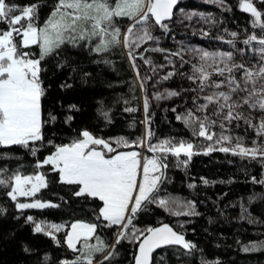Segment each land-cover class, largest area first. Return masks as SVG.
Segmentation results:
<instances>
[{"label": "snow or ice", "instance_id": "6c2138e0", "mask_svg": "<svg viewBox=\"0 0 264 264\" xmlns=\"http://www.w3.org/2000/svg\"><path fill=\"white\" fill-rule=\"evenodd\" d=\"M209 2L224 4V0ZM178 4L179 0H58L43 27H39L35 23L38 12L36 4L17 6L11 0H0V25H3L0 30V149L20 146L29 150L33 156L39 151L33 145L44 141V125L57 119L51 113L47 120L43 118L42 98L46 90L41 80V61L65 43L75 46L79 41L87 43L95 40L92 50L97 54L108 52L117 45L123 46L127 49L129 62L136 72L139 87L145 93L147 81L153 77L141 75L138 59L150 66L153 74L167 66L174 69L159 77L157 83L168 81L177 74L186 75L197 86L190 89L198 93L196 99H200L199 93H204L203 102L197 104L195 109L177 113V109L173 107L171 111L177 113L175 119L190 128L194 136L210 142L205 147L175 138L153 143V133L148 127L151 122L148 116L149 98L145 95L144 137L136 140L125 137L104 139L85 129L79 133V138L71 143L55 146L53 153L42 161H37V168L51 166L52 171L58 174L59 183L74 186L75 197L101 202L97 209V219L104 227L117 229L114 233L115 240L109 245L97 235L100 225L71 223L64 243L73 253L80 255L73 260H63L60 264H105L117 255L116 248L123 241L138 245L133 257L134 264H154L156 250L167 246H179L191 254L197 246L169 224L141 229L134 223L138 213L149 204H155L174 216L199 215L194 202L161 196L162 186L167 181L169 157L175 159L177 167H186L194 155L201 152L208 155L219 151L264 164V13L254 6L253 0H239L243 12L250 13L254 18L253 26L261 29L260 35H249L243 41L250 47L258 45L251 47V51L258 57L255 64L237 63L232 51H208L188 46H181L176 51L159 46L146 47L159 44L160 37L153 35L154 29H159L164 34L170 33L174 9ZM193 17H199L205 23L210 20V17H205L202 13H183L184 20L191 21ZM118 19L132 22L123 33L116 26ZM203 35L207 36L208 33L204 32ZM230 35L235 38L237 33L232 32ZM16 37L20 39L17 40ZM218 39L222 40L223 37ZM227 43L234 45L233 40ZM32 46L39 47V58H30L31 53L23 50ZM152 52L164 53L166 64L157 65L151 56L145 55ZM185 53L190 54L197 62L186 60ZM173 57L178 59L180 68L191 63L190 74L178 73L175 70L177 60ZM62 87L71 85L65 84ZM179 95L177 91L165 89L163 92H156L154 99L159 101ZM209 106H214L211 116L197 115L206 112ZM69 107L78 111L76 105ZM245 107L260 114L257 122H254L250 112L245 114L240 111ZM125 111L135 112L136 109L125 108ZM101 115L111 122L107 112L102 111ZM212 116L218 119H212ZM72 119V116H67L65 122ZM241 120L260 138L252 140L250 147L245 146L243 137L226 134V124ZM217 126L221 129L219 133L213 131ZM121 148H145L152 155L142 156L139 151H121ZM201 180L205 185L210 183L205 178ZM253 183L264 184V179L257 180L253 177ZM0 186L10 189L6 195L15 202L18 210H43L60 206L36 198L42 189L49 186L43 173L34 176L13 173L10 177L0 178ZM195 186L189 184L190 188ZM20 197L33 199L31 202H19ZM26 219L34 225V234L42 233L57 244L60 243L56 234L64 231L65 224L46 223L43 220L37 222L33 216H27ZM249 222L255 221L249 219ZM93 238L96 239V244L89 243ZM109 248L112 250L108 251ZM24 250L30 251L28 247ZM249 250L248 246L244 247V251ZM96 253H104L103 259L97 261ZM204 264L208 262L205 261Z\"/></svg>", "mask_w": 264, "mask_h": 264}, {"label": "trees", "instance_id": "16d2710c", "mask_svg": "<svg viewBox=\"0 0 264 264\" xmlns=\"http://www.w3.org/2000/svg\"><path fill=\"white\" fill-rule=\"evenodd\" d=\"M11 2L17 6L36 4L35 23L38 25L51 14L58 0ZM226 3L227 8L223 10L202 9L213 17L212 22L217 24L214 26L218 29L226 26L245 35L250 32L261 34V29L253 26L251 14L240 8L239 0H227ZM253 3L262 11L255 4L260 1L253 0ZM188 4L195 8L190 2ZM126 20L123 19L124 23ZM2 29L3 25H0ZM23 50L31 53L30 58L40 56L38 46ZM41 67V80L46 90L42 98L43 118L47 120L51 113L57 119L44 125V141L33 145L39 148L35 156L20 146L0 149V177L7 178L13 173L31 175L41 170L49 186L42 189L37 198L60 206L21 211L6 195L9 189L0 186V264H60L63 260L75 259L77 253L64 243L68 225L74 221L100 225L98 236L106 244H111L117 229L106 228L97 219L101 202L75 197L74 186L59 183L58 174L51 166L37 168L36 163L53 153L55 146L79 138V133L85 129L104 139L142 138L144 125L139 90L120 48L112 47L108 52L97 54L84 45L65 43L41 61ZM65 84L71 87H62ZM70 105H76L78 111L70 109ZM173 107L177 113L181 112L170 102L159 108H149L153 135L202 145L200 141H205L204 138L194 136L190 128L177 121V113L171 111ZM125 108H135L136 111L126 112ZM102 111L108 113L110 123L103 118ZM67 116L73 119L65 122ZM213 129L219 132L215 127ZM168 164L167 181L162 186L161 196L192 201L199 215L174 216L155 204H149L138 213L134 223L141 229L167 223L197 247L191 254L179 246L158 249L154 253V264H204L205 261L208 264H264V184L253 183V177L264 179V164L219 151L194 155L186 167H177L173 157L168 159ZM201 178L210 183L205 185ZM189 184L196 186L190 188ZM27 216H33L37 222L65 224L64 231L56 234L60 243L42 233L34 234V225L27 221ZM249 219L255 222L250 223ZM245 246L250 250L244 251ZM25 247L30 251L26 252ZM137 248V244L123 241L116 248L117 255L105 264H134ZM100 257L96 255L95 259L99 261Z\"/></svg>", "mask_w": 264, "mask_h": 264}, {"label": "rangeland", "instance_id": "374dc122", "mask_svg": "<svg viewBox=\"0 0 264 264\" xmlns=\"http://www.w3.org/2000/svg\"><path fill=\"white\" fill-rule=\"evenodd\" d=\"M188 2H190V4H192V5H195V8L191 7L188 4ZM226 2H227V0H224V4L220 5V4H216V3H210L209 0H179V4L177 5V8L174 9L175 15L173 17V21L170 24V29H171L170 33L164 34V33H162L161 30L154 29L153 35L160 37L159 44L158 45L150 44V45H146V47L147 46H159V47H162L165 49H169L171 51H176V50H179L181 48V46H188L191 48H199V49H204V50H208V51H224V52L232 51L234 54V59L237 63L246 62V63L255 64L258 60V57L251 51V47H258V45L254 44L253 46L250 47L248 45H245L243 43V41L245 39H247V37L249 35H253V34L256 35V33L250 32V33L245 35L239 30L234 31V30H232L226 26L218 29L216 26H214L215 21L212 22L213 17L211 18L209 16L208 11L202 10L203 8L204 9H206V8H208V9L218 8L220 10H223V9L227 8ZM255 4L258 5L261 8L262 12L264 13V3H261V1H260L259 4H257V3H255ZM191 12L202 13L205 17H210V20L207 23H205L199 17H193V19L191 21L184 20L183 19V13H191ZM49 16L44 21L40 22V24H38L37 26L43 27L44 23L47 21ZM131 23L132 22L129 20H126V23H124L123 19H118L116 22V26L120 27L121 31L123 33L126 30V28L128 26H130ZM209 29L211 31H209ZM213 29H216V31H214ZM204 32H207L208 35L207 36L203 35ZM210 32H212V33H210ZM232 32L237 33V36L235 38L230 35V33H232ZM257 35H259V34H257ZM218 37H223V39L222 40L218 39ZM229 40H233L234 45L227 43V41H229ZM95 43H96L95 40L87 42V43L84 41H79L75 46L84 45L86 49L93 51L92 49H93ZM69 44H71V43H69ZM71 45H73V44H71ZM114 47H116V49L120 48V51L125 56V59L127 60L128 64H129V67H131V70L133 73V78L135 79V84H136L137 90H139V102H141V107L143 110L142 111L143 121L145 120V112H144V96L145 95H147L149 98L150 107L153 106L155 108L156 107L159 108L162 105H164V103L166 104V103L170 102L174 106L178 107L181 110V112H184L188 109H195V106L197 104L203 102L202 98H203L204 93H199L200 99H196L198 93L195 91H191L190 89H195L197 86L195 84H193L192 81L188 80L186 75L177 74L176 76H174L172 79H170L168 81H163L162 83H157L156 81L159 79V77H162L168 71H173L174 69L171 66H167L163 69L158 70L157 73L153 74L150 70V66L144 65L143 61L138 59L137 64L140 66L141 75L142 76L147 75V76L153 77L152 80L147 81V91L145 93V91L141 90V88L139 87V81H137L136 72L132 68V65L129 62V59L127 56V49H125L121 45H117ZM240 50H243V52H241ZM145 55L151 56V59L157 65L166 64V61L164 60V55H165L164 53L152 52V53H146ZM173 59L177 60L175 70L178 73L190 74L191 63L197 62L196 59H194L190 56V54L185 53V59L190 60L191 63L185 64L183 68H180L178 59L175 57H173ZM257 66H258V64H257ZM237 75L239 76L240 74L238 73ZM214 79H222V77H214ZM165 89H168L170 91H177L180 93V95L176 96V97H172L170 99H162L159 101L155 100L154 99L155 93L156 92H163ZM223 90H227V89H223ZM213 107L214 106H209V109L206 112L197 113V115H209V116H211ZM240 111L245 112V114H248L250 112L253 116L254 122H257L259 119L260 114L257 113L255 110L248 109L247 107H245L243 109H240ZM211 118L212 119H218L216 116H212ZM143 125L144 126H143L142 137H144L145 132H146V125L144 122H143ZM148 127H150V125H148ZM215 128L218 129L219 132L221 131V129L218 126ZM226 130H227L226 134H230L233 137H236V136L243 137L245 146H248V147L251 146L252 140H254V139L259 140L260 139L256 136L253 129L249 128L242 120L241 121H233L232 124H226ZM238 131L239 132L241 131V132L239 133ZM248 135H250L249 138H248ZM158 140H162V138H160L159 136L157 137V136L153 135L152 142L155 143ZM200 142L202 144V145H200L201 148L205 147L208 143H210L206 140L200 141ZM120 150L121 151L136 150V151H139L142 154V156H151L152 155V153H149L145 148H128V149L121 148ZM197 150H199V149H197ZM37 173H42V171L39 170ZM37 173L31 174V175L34 176ZM0 178H3V177H0ZM18 199H19V202H31V200L33 198L20 197ZM43 202H47V201H43ZM74 222H81V221H74ZM70 225H71V223L68 225L66 232L70 230ZM114 240H115V237H114ZM114 240H113V242H114ZM89 243L90 244H96L97 241H96V239L93 238V239L89 240ZM111 244H109V245H111ZM78 247H79V245H78ZM111 250L112 249H110V248L108 249V251H111ZM78 255H80V253H77L76 257ZM96 255H101V257L99 259V260H101V259H103L104 253H96Z\"/></svg>", "mask_w": 264, "mask_h": 264}, {"label": "water", "instance_id": "95a60500", "mask_svg": "<svg viewBox=\"0 0 264 264\" xmlns=\"http://www.w3.org/2000/svg\"><path fill=\"white\" fill-rule=\"evenodd\" d=\"M257 1H261V0H257Z\"/></svg>", "mask_w": 264, "mask_h": 264}]
</instances>
